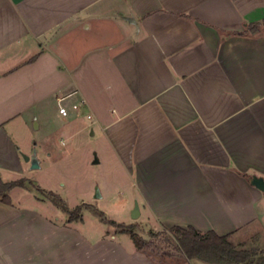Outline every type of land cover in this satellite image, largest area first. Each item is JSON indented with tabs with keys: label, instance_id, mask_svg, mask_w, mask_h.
<instances>
[{
	"label": "crops",
	"instance_id": "0c3cea01",
	"mask_svg": "<svg viewBox=\"0 0 264 264\" xmlns=\"http://www.w3.org/2000/svg\"><path fill=\"white\" fill-rule=\"evenodd\" d=\"M85 130L108 168L93 198L139 206L131 222L109 219L264 250L251 183L264 178V0H0V182L52 191L27 174L35 133L64 144ZM9 195L0 264H165L28 186Z\"/></svg>",
	"mask_w": 264,
	"mask_h": 264
},
{
	"label": "rangeland",
	"instance_id": "374dc122",
	"mask_svg": "<svg viewBox=\"0 0 264 264\" xmlns=\"http://www.w3.org/2000/svg\"><path fill=\"white\" fill-rule=\"evenodd\" d=\"M62 136V133L57 131L51 134L49 139L46 138L44 140L42 138V131L35 133L32 141V153H37L42 165L41 168L29 171L27 173L28 176L37 180L39 179L42 186H46L49 190L59 194L70 209H74L83 203H90L102 211H105L107 208L113 210L109 213L116 219L127 223L131 222L132 218L130 216H132V211L129 212L122 198L118 199L120 201L115 200L114 203L112 202L108 206L101 205L105 200L93 198V195L97 192V188L100 189L99 183L102 184L101 175L106 169L108 170L104 163L93 164V161L97 158L95 152L99 147L97 137L91 136L90 130H85L63 144L61 143ZM21 179H24V185L31 188L35 193L46 196L48 191L39 189L35 181H29L26 178ZM93 209L96 208L90 205L88 210L82 212L85 223L92 229H96L97 226L101 228L104 222L93 212ZM105 212V216L109 219L106 214L107 212ZM59 215L61 217L65 216L62 210H60ZM137 225L138 227L135 231L151 243L149 253L162 263L171 264L174 261L173 263L176 264H207V262L197 258L188 259L179 250L174 233L161 229L158 230L162 232L159 237H152L150 236V231L154 230H150V228L144 225ZM112 227L119 230L116 226ZM124 236L131 239L128 234ZM251 248L249 246L247 249ZM260 255L261 253H259L258 257Z\"/></svg>",
	"mask_w": 264,
	"mask_h": 264
},
{
	"label": "trees",
	"instance_id": "16d2710c",
	"mask_svg": "<svg viewBox=\"0 0 264 264\" xmlns=\"http://www.w3.org/2000/svg\"><path fill=\"white\" fill-rule=\"evenodd\" d=\"M249 28L257 30L259 25L253 24ZM24 181V179H20L7 183L0 182V200L11 203L9 191L15 186H25ZM46 197L63 212L67 213L70 221L81 219L83 210L90 208V204L83 203L74 209H70L65 200L54 191H48ZM93 212L105 223L118 227L117 232L129 234L138 250L149 252L151 243L135 231L138 227L137 224L117 223L114 220L107 219L101 210L93 209ZM166 230L174 233L179 250L188 259L197 258L212 264H264V250L260 251V249L254 247L251 249L240 247L231 240L228 234L220 235L214 230L202 232L193 226L186 228L173 226ZM161 234L160 231H150L152 237H159ZM259 253L261 255L258 257Z\"/></svg>",
	"mask_w": 264,
	"mask_h": 264
},
{
	"label": "water",
	"instance_id": "95a60500",
	"mask_svg": "<svg viewBox=\"0 0 264 264\" xmlns=\"http://www.w3.org/2000/svg\"><path fill=\"white\" fill-rule=\"evenodd\" d=\"M24 159L26 161H29L31 163V168L32 169H38L41 167V163L39 158L37 157V153L34 152L33 155H24ZM99 160L96 158L95 159V163H98ZM251 183L255 186H257L259 189L264 190V178L262 177H257L254 176L251 179ZM100 193L97 192L96 197H100ZM132 218L133 219H137L140 215V211H139V206L136 205V207L134 208V210L132 211Z\"/></svg>",
	"mask_w": 264,
	"mask_h": 264
},
{
	"label": "built area",
	"instance_id": "2783aa9c",
	"mask_svg": "<svg viewBox=\"0 0 264 264\" xmlns=\"http://www.w3.org/2000/svg\"><path fill=\"white\" fill-rule=\"evenodd\" d=\"M63 99L64 98H61L60 100H63ZM72 108L74 110H78L80 108V104L75 103V104H73ZM60 113H61V115L65 116V117L68 116L69 115V109H68V107L65 106V105L60 106ZM88 118L91 119L92 118V115H88Z\"/></svg>",
	"mask_w": 264,
	"mask_h": 264
}]
</instances>
